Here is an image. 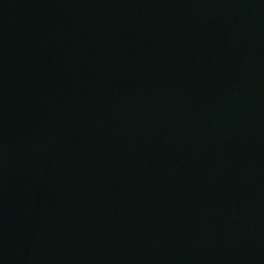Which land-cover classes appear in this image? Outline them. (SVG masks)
<instances>
[{
	"label": "water",
	"instance_id": "1",
	"mask_svg": "<svg viewBox=\"0 0 264 264\" xmlns=\"http://www.w3.org/2000/svg\"><path fill=\"white\" fill-rule=\"evenodd\" d=\"M0 264H264V0H0Z\"/></svg>",
	"mask_w": 264,
	"mask_h": 264
}]
</instances>
